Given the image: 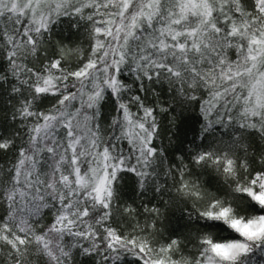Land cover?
Segmentation results:
<instances>
[{"label": "snow or ice", "instance_id": "obj_1", "mask_svg": "<svg viewBox=\"0 0 264 264\" xmlns=\"http://www.w3.org/2000/svg\"><path fill=\"white\" fill-rule=\"evenodd\" d=\"M264 259V0H0V264Z\"/></svg>", "mask_w": 264, "mask_h": 264}, {"label": "trees", "instance_id": "obj_2", "mask_svg": "<svg viewBox=\"0 0 264 264\" xmlns=\"http://www.w3.org/2000/svg\"><path fill=\"white\" fill-rule=\"evenodd\" d=\"M257 264H264V259H261L260 257H256Z\"/></svg>", "mask_w": 264, "mask_h": 264}]
</instances>
